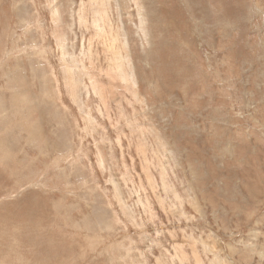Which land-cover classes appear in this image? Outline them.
<instances>
[{"label":"rangeland","instance_id":"obj_1","mask_svg":"<svg viewBox=\"0 0 264 264\" xmlns=\"http://www.w3.org/2000/svg\"><path fill=\"white\" fill-rule=\"evenodd\" d=\"M0 264H264V0H0Z\"/></svg>","mask_w":264,"mask_h":264}]
</instances>
